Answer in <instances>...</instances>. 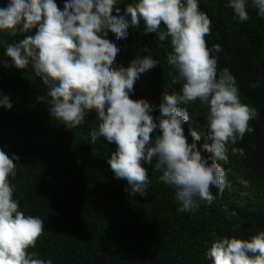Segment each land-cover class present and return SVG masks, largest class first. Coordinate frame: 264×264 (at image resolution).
<instances>
[{"label": "clouds", "instance_id": "9594fccd", "mask_svg": "<svg viewBox=\"0 0 264 264\" xmlns=\"http://www.w3.org/2000/svg\"><path fill=\"white\" fill-rule=\"evenodd\" d=\"M119 5L120 0H65L61 10L56 0H9L0 7V33L21 38L0 39V44L6 45L11 65L18 70L31 67L46 86V96L37 99L46 101L50 119L72 130L90 113L96 114L91 143L104 138L115 146L107 164L116 179L127 182L132 195L147 194L151 181L144 165L155 161L159 180L175 191L178 211L211 204V189L222 193L227 184L218 161H227L229 145L253 131L249 122L259 114L241 102L229 69L218 72L214 54L222 48L207 46L211 20L198 0H133L123 8ZM226 6L241 22L249 19L250 7L264 17V0H227ZM141 21L144 35L155 33L169 42L166 63L175 71L173 83L180 85L176 92H163L158 116L152 115L155 105L134 100L130 93L141 74L160 61L137 54L127 67H117L121 49L107 38L111 33L117 40L127 39L129 29L139 28ZM33 30L34 35L29 34ZM196 101L208 108L200 146L201 133L184 127L190 119L184 106ZM0 106L13 105L8 96H0ZM231 150L243 155L242 149ZM17 161L18 156L0 149V264H53L29 251L43 235L44 221L26 215L14 199ZM206 257L211 264H264V231L249 239L215 240Z\"/></svg>", "mask_w": 264, "mask_h": 264}, {"label": "trees", "instance_id": "16d2710c", "mask_svg": "<svg viewBox=\"0 0 264 264\" xmlns=\"http://www.w3.org/2000/svg\"><path fill=\"white\" fill-rule=\"evenodd\" d=\"M8 2L0 0V7ZM130 2L120 0L119 7ZM56 3L62 10L65 0ZM198 4L211 20L207 46L222 48L214 54L218 72L229 69L241 102L259 115L249 122L253 131L229 145L227 161H218L226 171L223 192L213 187L211 204H199L190 212L178 211L175 191L159 180L155 161L144 165L151 181L147 194L132 195L127 182L116 179L107 164L115 146L104 138L91 143L96 114L90 113L72 130L50 119L46 101L37 99L46 96V86L31 67L18 70L11 65L6 45L0 44V96H8L13 105L0 106V149L19 157L12 183L20 210L44 221L43 235L35 249H29L39 258L53 264H211L206 252L215 240L249 239L264 231V17L250 7L249 19L241 22L226 6L227 0ZM20 38L0 33L6 42ZM107 38L121 49L117 67H127L137 54L160 61L141 74L130 93L134 100L155 105L152 115L158 116L163 92L180 88L173 83L174 69L166 63L169 42L160 41L155 33L144 35L143 21L139 28L129 29L127 39L117 40L111 33ZM144 47L149 53L142 51ZM184 107L190 114L184 127L201 133L200 146L208 108L199 101ZM188 140L192 142L190 136ZM232 148L242 149L243 155L233 154Z\"/></svg>", "mask_w": 264, "mask_h": 264}]
</instances>
